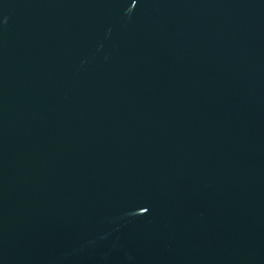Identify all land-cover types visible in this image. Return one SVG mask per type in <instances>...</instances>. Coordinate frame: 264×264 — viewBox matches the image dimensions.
<instances>
[{"label":"water","instance_id":"water-1","mask_svg":"<svg viewBox=\"0 0 264 264\" xmlns=\"http://www.w3.org/2000/svg\"><path fill=\"white\" fill-rule=\"evenodd\" d=\"M0 264H264V0H0Z\"/></svg>","mask_w":264,"mask_h":264}]
</instances>
